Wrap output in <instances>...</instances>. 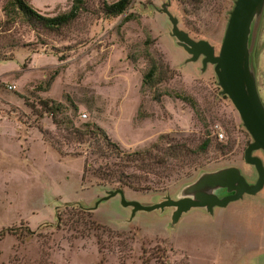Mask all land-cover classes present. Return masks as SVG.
Segmentation results:
<instances>
[{
  "label": "rangeland",
  "instance_id": "obj_1",
  "mask_svg": "<svg viewBox=\"0 0 264 264\" xmlns=\"http://www.w3.org/2000/svg\"><path fill=\"white\" fill-rule=\"evenodd\" d=\"M26 1L48 17L67 11L71 2ZM84 1L75 20L52 31L17 17L6 21L0 0V81L13 86L0 92V230L14 231L0 238V264H264V185L212 215L191 209L174 226L171 208L137 211L128 220L130 208L117 195L91 209L112 189L100 188L89 173L81 182L84 160L98 158L85 143L62 140L64 132L42 111L43 101L65 107L56 119L66 115L75 127L95 123L124 152L148 149L159 136L185 147L178 167L146 174L151 186L156 180L150 173L168 175L157 188H121L125 199L141 205L175 198L203 172L233 166L248 183L256 173L242 160L250 138L219 95L213 67L200 72V59L185 62L188 56L169 37L170 24L156 11L166 0H130L123 14L109 18L101 6L116 0ZM233 1L169 0L168 11L179 29L208 41L216 54ZM147 53L168 70L154 87L191 97L197 114L178 99L163 95L155 103L147 89L140 92ZM251 63L264 105V5ZM205 138L202 152L197 147ZM252 154L264 167L263 153Z\"/></svg>",
  "mask_w": 264,
  "mask_h": 264
},
{
  "label": "water",
  "instance_id": "obj_2",
  "mask_svg": "<svg viewBox=\"0 0 264 264\" xmlns=\"http://www.w3.org/2000/svg\"><path fill=\"white\" fill-rule=\"evenodd\" d=\"M169 0L156 9L164 14L170 24L169 37L174 44L188 56L185 62L200 59V72L206 65L213 67L219 95L225 96L235 110L240 124L250 138L242 153L245 164L252 166L256 173L253 183H248L237 167H224L211 172H203L190 184L185 185L175 198L163 196L151 205H141L127 200L120 188L104 190L91 209L111 197L118 196L122 207H129L131 220L137 211L162 212L171 208L170 225L174 226L189 210L203 209L212 215L214 208H223L237 201L243 195L253 196L264 185V167L259 157L253 155L260 151L264 155V105L261 102L251 63V52L255 30L260 20L264 0H234L216 54L206 40H194L178 28L177 19L168 11Z\"/></svg>",
  "mask_w": 264,
  "mask_h": 264
},
{
  "label": "trees",
  "instance_id": "obj_3",
  "mask_svg": "<svg viewBox=\"0 0 264 264\" xmlns=\"http://www.w3.org/2000/svg\"><path fill=\"white\" fill-rule=\"evenodd\" d=\"M129 1L116 0L110 4L103 3L101 12L105 18L117 17L125 12ZM84 3V0H71L67 11L48 17L41 15L26 0H5L2 12L6 21L13 22L17 17L30 26H38L46 30L55 31L75 20L83 9ZM131 18L132 15L129 13L123 17L122 21L126 22ZM146 56L148 67L141 76L140 92L147 89L151 93V100L155 103H159L163 95L178 99L186 103L197 114L196 103L191 97L167 91L160 92L154 87L162 78H165V73L168 70L166 68L163 70L159 61L149 53ZM48 85L49 81L45 84V87H48ZM41 108L43 112L49 115L54 126L64 132L61 137L64 142L85 143L87 148H93L92 156L98 158V161L91 159L90 163H88V161L84 160L81 172L82 183L86 180V174L89 173L92 178L97 180L98 186L102 189L127 187L133 190H150L151 188H157L158 184L161 183V179L168 176L166 173H150L156 180L153 183L155 186H151L148 183H152V181L148 179L146 174L151 172L154 167L174 168L186 160L187 150L185 147L174 140H165L164 136H159L157 142L151 144L148 149L124 152L95 123H84L75 127L73 121L68 119L66 115L61 117L62 119H56L57 115L61 114L65 109L61 104L43 101L41 102ZM71 108L76 111L73 105H71ZM39 132L44 138L46 134L40 130ZM48 142L59 155L66 154L56 142H51L50 140ZM208 144L209 140L205 138L197 149L203 152ZM130 167L140 170L143 172L142 175L125 173L124 169ZM27 231L31 232L28 229ZM13 232L12 228L1 229L0 238Z\"/></svg>",
  "mask_w": 264,
  "mask_h": 264
},
{
  "label": "built area",
  "instance_id": "obj_4",
  "mask_svg": "<svg viewBox=\"0 0 264 264\" xmlns=\"http://www.w3.org/2000/svg\"><path fill=\"white\" fill-rule=\"evenodd\" d=\"M13 86L5 82L0 81V92L11 91ZM84 117V115H82Z\"/></svg>",
  "mask_w": 264,
  "mask_h": 264
}]
</instances>
